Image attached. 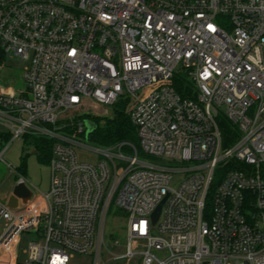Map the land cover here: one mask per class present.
I'll return each instance as SVG.
<instances>
[{"label":"built area","instance_id":"built-area-1","mask_svg":"<svg viewBox=\"0 0 264 264\" xmlns=\"http://www.w3.org/2000/svg\"><path fill=\"white\" fill-rule=\"evenodd\" d=\"M0 49L27 84L0 93V161L23 136L53 141L49 189L20 178L30 198L0 200V264H264V0H0ZM120 101L139 146L78 139L109 114L90 104Z\"/></svg>","mask_w":264,"mask_h":264},{"label":"rangeland","instance_id":"rangeland-1","mask_svg":"<svg viewBox=\"0 0 264 264\" xmlns=\"http://www.w3.org/2000/svg\"><path fill=\"white\" fill-rule=\"evenodd\" d=\"M0 93L4 94H13L19 95L26 88V80L24 78V68L26 63H23L19 57L13 56L8 57L6 55L0 56ZM177 72L181 73L179 69ZM89 108L94 112L104 115L107 112L111 116L110 110L117 112H126V102L120 101L115 105H100L94 107L89 105ZM113 113V114H114ZM87 119L84 120L85 132L79 134L78 139L86 143L87 145L100 148L106 145L96 142L90 139L88 135V126L86 124ZM2 128L0 127V130ZM40 138L36 135L21 137L14 142H12L10 148L8 149L5 155V161H0V200L5 202L8 197L12 194L15 184L20 178H24L27 185L34 191H47L50 186L51 180V171L49 163L40 161L37 154V139ZM136 146H139V141L134 143ZM82 155H92L96 157L97 154L89 150H79ZM142 157V154H141ZM150 159V157H146ZM26 163V171H20V167L23 163ZM12 164V166H8ZM182 173L174 174L172 178V185L176 186L179 182V179L182 178ZM28 200V199H27ZM16 206V205H14ZM126 215L125 213L117 206L113 205L106 216L105 222V240L108 248L115 254H121L125 251V248L116 245V242L125 244L127 241L126 238ZM4 229V222L0 223V235ZM32 234H25L22 238L21 243V257L25 255L23 253L24 249L29 246V243L32 241ZM114 255L105 251L103 262L109 261ZM93 255L89 254H79L74 253V256L71 258L70 264H92ZM123 260H112L107 264H123Z\"/></svg>","mask_w":264,"mask_h":264},{"label":"trees","instance_id":"trees-1","mask_svg":"<svg viewBox=\"0 0 264 264\" xmlns=\"http://www.w3.org/2000/svg\"><path fill=\"white\" fill-rule=\"evenodd\" d=\"M3 55L4 54L0 49V56ZM175 85L180 93H187L184 89L182 80L180 81L178 79ZM89 118H91L96 124V128L90 134V139L104 145H110L121 141L137 142L135 126L126 112L120 111L106 117L90 115ZM52 144V140L45 138L37 139V154L40 161L45 163L50 162L52 156ZM20 171H26L25 162L20 167Z\"/></svg>","mask_w":264,"mask_h":264},{"label":"water","instance_id":"water-1","mask_svg":"<svg viewBox=\"0 0 264 264\" xmlns=\"http://www.w3.org/2000/svg\"><path fill=\"white\" fill-rule=\"evenodd\" d=\"M86 124L88 126V135H90L93 132V130L96 128V124L93 120H89V119L86 121ZM30 196H31V190L27 187V185L24 182L18 181V183L15 184L13 188V192L8 199V203L11 207H14V205H17L18 202L17 197H21L24 201H26L27 199L30 198ZM162 204L163 202L157 207L154 213L155 220L158 218L161 212Z\"/></svg>","mask_w":264,"mask_h":264}]
</instances>
